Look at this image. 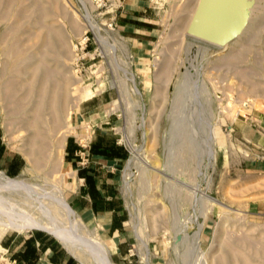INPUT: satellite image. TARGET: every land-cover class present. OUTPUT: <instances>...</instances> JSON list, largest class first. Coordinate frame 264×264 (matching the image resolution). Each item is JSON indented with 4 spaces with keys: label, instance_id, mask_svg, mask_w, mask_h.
Masks as SVG:
<instances>
[{
    "label": "rangeland",
    "instance_id": "obj_1",
    "mask_svg": "<svg viewBox=\"0 0 264 264\" xmlns=\"http://www.w3.org/2000/svg\"><path fill=\"white\" fill-rule=\"evenodd\" d=\"M128 1L0 0V142L22 161L19 175L0 176L63 195L84 226L65 230L83 246L106 243L116 264L98 219L69 204L64 159L68 140L91 145L107 127L103 142L127 158L115 171L125 264H264V0H245L225 45L187 33L199 0H145L154 32L141 60L130 53L139 22L120 16ZM7 234L44 235L82 264L49 233Z\"/></svg>",
    "mask_w": 264,
    "mask_h": 264
},
{
    "label": "crops",
    "instance_id": "obj_2",
    "mask_svg": "<svg viewBox=\"0 0 264 264\" xmlns=\"http://www.w3.org/2000/svg\"><path fill=\"white\" fill-rule=\"evenodd\" d=\"M130 12L120 16L126 19L137 20L138 26L133 29L135 47L130 51L134 59H144L147 37L151 36L154 29L147 18V5L145 0H129ZM127 6V5H126ZM87 102V101H86ZM87 111V110H86ZM85 110L81 117L88 113ZM260 117V123L263 117ZM237 128V126H236ZM247 135L255 132L247 124L241 127ZM103 127L97 131V137L89 145L84 157L79 156V147L71 139L64 145V159L68 165L75 182V189L69 191V204L77 212L91 213L98 219V225L102 236L110 245L111 255L116 264H125V243L129 241L125 232L126 212L125 206L119 197V187L116 183L117 171L121 163L125 161L126 153L122 148L107 145ZM111 130V129H110ZM262 149L264 150V135ZM0 170L8 176L19 175L22 171V161L17 155L6 148L0 142ZM0 264H76L54 245V241L44 235H13L5 233L0 238Z\"/></svg>",
    "mask_w": 264,
    "mask_h": 264
},
{
    "label": "bare ground",
    "instance_id": "obj_3",
    "mask_svg": "<svg viewBox=\"0 0 264 264\" xmlns=\"http://www.w3.org/2000/svg\"><path fill=\"white\" fill-rule=\"evenodd\" d=\"M83 19L86 21V24L90 29L91 28L97 29V26L90 20L89 16L83 15ZM244 19L243 20L241 19V23L244 22ZM124 73L131 76L130 80L136 86V90H138L135 81V75L130 73L125 68H124ZM84 93L86 94V98L89 97L91 98L95 94L94 91L89 88V86H87V90ZM132 149H133L132 152L134 151L135 153L138 148L136 149V147L132 146ZM32 190H36L34 195H32V192H30ZM57 193L52 194V196L49 197L48 199H44V195L41 196L40 194H38L37 188H35L31 184L25 183L24 179L18 178L17 180L13 181L1 175L0 176V238L5 233H7V231L10 230L23 232L26 230L37 229L49 233L50 235L58 238L66 247V249L82 264H113L110 261V258L108 259V257L107 258L103 257V255L106 256L105 254L107 253V251H109V248L106 243H104L105 245L103 244L104 246H100L98 244L99 246L97 247V249L88 247V245L83 246V244L85 243H82L80 241L81 239L79 240L76 235L74 236L73 234L71 235L70 230H65V227L69 222L73 224V227L76 226L77 228L80 229L84 228V226L80 220L73 219L72 216L73 212L65 202V199L62 197L63 195L60 196ZM14 195L17 196L18 198H16ZM32 196H34L35 198H32ZM31 200L33 204L30 203ZM211 202L214 204L216 203L215 200H211ZM30 204H32L33 207L37 210L38 216H34L33 213L31 214L30 213L31 209L30 211H27L25 209L26 207L30 208L31 207V206L29 207ZM60 219H62V221L65 222V225L64 224L59 225ZM144 247L146 249L145 251L149 253L150 251L148 248V244H145Z\"/></svg>",
    "mask_w": 264,
    "mask_h": 264
},
{
    "label": "water",
    "instance_id": "obj_4",
    "mask_svg": "<svg viewBox=\"0 0 264 264\" xmlns=\"http://www.w3.org/2000/svg\"><path fill=\"white\" fill-rule=\"evenodd\" d=\"M244 6L245 0H199L187 33L225 45L238 33Z\"/></svg>",
    "mask_w": 264,
    "mask_h": 264
},
{
    "label": "built area",
    "instance_id": "obj_5",
    "mask_svg": "<svg viewBox=\"0 0 264 264\" xmlns=\"http://www.w3.org/2000/svg\"><path fill=\"white\" fill-rule=\"evenodd\" d=\"M89 147V141H83V143L81 142L79 144V156L80 157H84L85 156V152ZM131 252V251H130ZM130 256H132V254H130Z\"/></svg>",
    "mask_w": 264,
    "mask_h": 264
}]
</instances>
